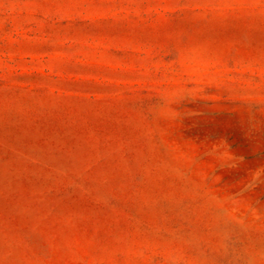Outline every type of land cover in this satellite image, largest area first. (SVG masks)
<instances>
[{
  "label": "rangeland",
  "instance_id": "374dc122",
  "mask_svg": "<svg viewBox=\"0 0 264 264\" xmlns=\"http://www.w3.org/2000/svg\"><path fill=\"white\" fill-rule=\"evenodd\" d=\"M0 264H264V0H0Z\"/></svg>",
  "mask_w": 264,
  "mask_h": 264
}]
</instances>
